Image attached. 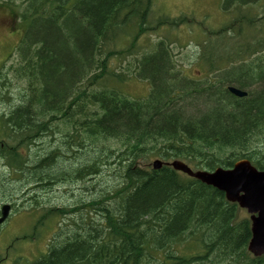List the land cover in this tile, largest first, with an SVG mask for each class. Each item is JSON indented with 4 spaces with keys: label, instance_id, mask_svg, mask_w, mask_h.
Masks as SVG:
<instances>
[{
    "label": "trees",
    "instance_id": "16d2710c",
    "mask_svg": "<svg viewBox=\"0 0 264 264\" xmlns=\"http://www.w3.org/2000/svg\"><path fill=\"white\" fill-rule=\"evenodd\" d=\"M0 1L2 20L15 19L6 6L20 11L19 61L11 71L23 82L16 104L0 115V160L23 175L26 191L82 183L89 195L45 210L77 214L31 264H264V255L246 250L250 222L235 203L169 166L150 167L160 159L213 170L247 159L264 171V49L247 40L243 21L255 24L249 14L207 31V68L195 80L175 67L170 41L157 40L132 70L150 92L130 99L121 90L123 70L110 60L136 54L152 0ZM166 17L154 28L157 21L193 22ZM10 82L0 69V94L9 95ZM227 86L246 96L231 95ZM39 197L26 204L41 210Z\"/></svg>",
    "mask_w": 264,
    "mask_h": 264
},
{
    "label": "rangeland",
    "instance_id": "374dc122",
    "mask_svg": "<svg viewBox=\"0 0 264 264\" xmlns=\"http://www.w3.org/2000/svg\"><path fill=\"white\" fill-rule=\"evenodd\" d=\"M3 1L7 2L10 0ZM230 1L232 0H225V4H229ZM13 2L16 4L19 3L17 2V0H14ZM151 2V9L148 14L147 20L148 29L141 34L142 36L140 35L138 38V46L135 48L136 54L123 55L122 58L114 55L115 58L112 57L110 60L112 68H114L116 71H120V69L123 70L125 80L121 85V90L122 92L124 91V93L130 98L138 99L144 96L150 87V84L147 80L133 77L131 74H133L132 70L134 68V59L148 54V52L156 46L157 40L165 39V42L167 43L168 41H170L168 48L172 49L175 53V67L177 69H181V73L184 79L195 80L197 78L203 77V75L205 74L203 69L207 68V66L201 59L203 50L202 44L207 38V29L216 31L219 27L221 28L223 26H227V24H229V21L233 18V15L230 12L226 13L221 8V5L224 4L222 0H152ZM1 3L3 2L0 1V5ZM245 3L251 4L248 6H244L242 11L247 10L250 17L258 18L253 26H249V31L259 32L260 28L264 27V0H247L243 2V4ZM6 7L10 8L11 13H14L15 19L12 22L8 20L4 21L0 18V69L2 74L8 76V79L11 81L10 85L14 89L9 92V95L0 94V97H5L6 99L10 96V100L8 101L1 100L0 115L3 109L7 110V108L5 107H8V104L11 101L13 104H16L15 101H13L16 95L15 90L18 85L21 86V84L23 83L22 81L20 82L15 79L11 71L15 66H17V63L19 61L17 46L21 42L22 35L20 30L22 26L19 25L20 22L18 20V14L20 11L17 7L14 6ZM235 7L236 3L233 5V9ZM0 13H2V11ZM185 15L192 18L193 22H189L188 24L181 23L182 25H179L177 27L158 25V21L162 18H167L166 16L172 19H176L182 18L181 16L185 17ZM235 15H237V13ZM157 19V26L154 28V20ZM183 19L184 21L186 20V18ZM198 24H200L201 26H199ZM128 29L132 30V27H129ZM230 34L233 35L232 31H230ZM256 36H258V34H256ZM261 36L262 38H264V34ZM251 40H253L256 44V41L254 39L251 38ZM117 44L118 47L122 45L121 43ZM124 44H126V41ZM0 93H4V91L1 90ZM42 141L46 144L47 139L44 140L43 138ZM2 164L3 163L0 160V165ZM7 174L8 172L4 170L0 171V175L7 176ZM109 178H111V176H106V178H99L97 181H101V183L97 187V190H100L102 187H104L105 184H103V181ZM109 184L111 185L113 184V182ZM39 192V198L41 200V210L33 209L29 206V204H27L24 206V209H26L24 210V213H26V217H20L19 215H17L12 218L10 223H8L9 234L14 235L12 237L19 235L21 236L22 234L28 235V233L33 234L35 230L36 234L39 236V238H41V242H37L35 248L36 251H34V247L29 244L23 246H13L12 252H17L20 250V259L17 260L18 257H13V261H18L17 264H23V258L34 262L35 260L42 257L47 252L50 244L49 242L51 241L55 232L58 230L59 226L62 225V222L65 221L63 224H68L66 220L70 219L71 217L75 219V214H77V212L72 214L69 213L64 218H61L58 215H53V219H49V221H47L49 217H47L48 214L44 210L51 206H66L67 208H69L72 205L74 206V204L79 199L86 200L89 198L88 193L84 190V184L82 183L71 186L70 184L67 186H58L54 187L53 190L51 188L50 190H39ZM249 216V213H247L243 209H240V218L249 219ZM71 228L74 229L73 227ZM25 235H22L21 237Z\"/></svg>",
    "mask_w": 264,
    "mask_h": 264
},
{
    "label": "water",
    "instance_id": "95a60500",
    "mask_svg": "<svg viewBox=\"0 0 264 264\" xmlns=\"http://www.w3.org/2000/svg\"><path fill=\"white\" fill-rule=\"evenodd\" d=\"M232 94L245 96V92L229 87ZM160 161L153 162V169L161 167ZM175 171L182 172L201 183L216 188L224 193L226 200L237 203L251 215V239L247 250L254 257L264 255V172L256 170L247 160L233 165L229 170L221 168L213 172H192L181 162L170 165ZM3 210L0 223L6 218Z\"/></svg>",
    "mask_w": 264,
    "mask_h": 264
},
{
    "label": "flooded vegetation",
    "instance_id": "af4514ba",
    "mask_svg": "<svg viewBox=\"0 0 264 264\" xmlns=\"http://www.w3.org/2000/svg\"><path fill=\"white\" fill-rule=\"evenodd\" d=\"M2 163L0 171L4 170L8 174L7 176L0 175V218L2 217L3 210L7 213L5 220L0 224V264H14L13 257H18L19 259L21 257L20 250L12 252L14 245L23 246L29 244L36 251L37 242H41V238L36 236V233L25 236V238L29 237L28 239H23L24 236L12 237L14 235L9 234L8 223L17 215L20 217L26 216L24 210L19 209L20 206L24 207L27 198L31 195H26L25 188L20 179L23 178V175L13 174L15 170L6 165L4 161Z\"/></svg>",
    "mask_w": 264,
    "mask_h": 264
}]
</instances>
